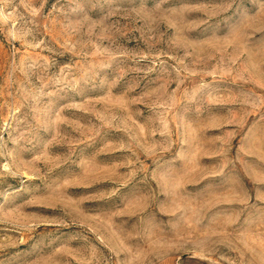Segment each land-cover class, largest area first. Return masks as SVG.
<instances>
[{"label": "rangeland", "instance_id": "374dc122", "mask_svg": "<svg viewBox=\"0 0 264 264\" xmlns=\"http://www.w3.org/2000/svg\"><path fill=\"white\" fill-rule=\"evenodd\" d=\"M0 264H264V0H0Z\"/></svg>", "mask_w": 264, "mask_h": 264}]
</instances>
